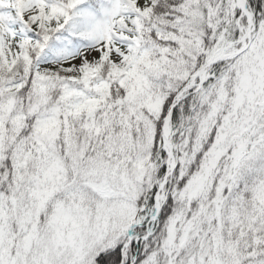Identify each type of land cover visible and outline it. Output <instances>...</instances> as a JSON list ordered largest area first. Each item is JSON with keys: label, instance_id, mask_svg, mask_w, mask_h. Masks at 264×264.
I'll use <instances>...</instances> for the list:
<instances>
[{"label": "snow or ice", "instance_id": "obj_1", "mask_svg": "<svg viewBox=\"0 0 264 264\" xmlns=\"http://www.w3.org/2000/svg\"><path fill=\"white\" fill-rule=\"evenodd\" d=\"M0 264H264V0H0Z\"/></svg>", "mask_w": 264, "mask_h": 264}]
</instances>
